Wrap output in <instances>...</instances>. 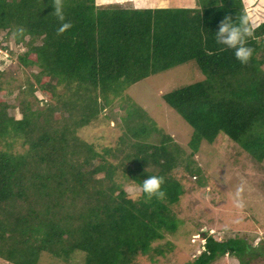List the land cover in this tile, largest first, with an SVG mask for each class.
<instances>
[{
	"label": "trees",
	"instance_id": "16d2710c",
	"mask_svg": "<svg viewBox=\"0 0 264 264\" xmlns=\"http://www.w3.org/2000/svg\"><path fill=\"white\" fill-rule=\"evenodd\" d=\"M244 1L254 2L123 7L116 0H0L3 39L11 35L25 47L18 64L37 69L35 88L28 83V91L47 98L35 109L20 99L21 116L15 118L0 80L1 258L36 264L47 252L67 263L82 252L76 264H133L138 256L153 261L163 248L152 243L178 225L172 206L184 188L173 169L182 165L195 175L190 159L202 140L212 143L223 133L264 168V21L246 38L253 50L246 63L215 40L226 14L237 24L247 14ZM57 3L63 21L54 13ZM63 22L70 27L58 31ZM185 62L203 78L162 98L192 128L188 154L131 102L122 120L132 140L120 136L112 148L80 137L77 129L100 119L98 94L105 106L109 96L124 97L131 84ZM55 105L64 112L55 113ZM16 142L21 149L14 148ZM146 175L162 177V198L142 193L131 198L117 180L139 186ZM204 234L202 251L184 264H208L224 254L241 263L245 255L264 254V233L262 247L237 236Z\"/></svg>",
	"mask_w": 264,
	"mask_h": 264
},
{
	"label": "rangeland",
	"instance_id": "374dc122",
	"mask_svg": "<svg viewBox=\"0 0 264 264\" xmlns=\"http://www.w3.org/2000/svg\"><path fill=\"white\" fill-rule=\"evenodd\" d=\"M109 1L114 2V0ZM116 1L123 7H188L192 3V0H145L146 6H138L136 3L138 0ZM253 1L250 6L245 1L243 5L247 13L253 12L259 17L258 21L254 22L256 26L264 21V4L259 0ZM147 3L153 5H147ZM194 3L196 4V0ZM95 4L100 3L95 0ZM249 21L253 23L251 19ZM3 34L4 31H0L1 95L6 102L12 104L9 105L8 112L15 118H19L21 116L20 99L25 100L35 109L42 108L47 98L40 91L29 93L28 83L33 84L35 88L32 72L37 69L18 64L16 56L25 47L14 44L11 35L3 39ZM262 68L264 70V65ZM201 78H203L201 71L194 67L192 62H185L131 84L124 90V97L109 96L110 102L105 106L102 105L103 99L98 94L100 119L94 124L77 129L78 134L94 142L97 147L116 148L119 137L124 135L132 140L125 132L126 126L122 120L129 110L130 104L127 105V103L131 102L136 108L144 109L161 132L169 134L188 154L190 151L188 141L192 128L164 102L162 94ZM64 93L65 91L58 86L57 94L63 96ZM54 112L63 113L64 110L56 106ZM21 147L19 142L14 143L15 149H21ZM190 160H192L191 165L195 175L185 171L182 165H178L172 172L176 178H179L184 188L178 202L172 206L173 213L178 219L176 230L164 232L162 239L152 243L163 248L162 254L156 255L155 260L149 261L144 256H138L133 264L189 262L202 251L204 233L211 234L216 239L237 236L243 238L252 247H262L264 168L223 133H219L212 143L202 140ZM196 167L199 168L198 171ZM117 180L121 181L128 196L131 198L138 196L132 195L134 192H139L138 185L126 179L122 180L119 176ZM74 254H77L74 261L66 263L47 252H41L36 264H76L75 262L79 261L83 253L75 252ZM242 261L244 264H264V254L251 253L250 257L243 256ZM241 263L232 254H224L208 264ZM0 264L12 263L0 257Z\"/></svg>",
	"mask_w": 264,
	"mask_h": 264
},
{
	"label": "clouds",
	"instance_id": "9594fccd",
	"mask_svg": "<svg viewBox=\"0 0 264 264\" xmlns=\"http://www.w3.org/2000/svg\"><path fill=\"white\" fill-rule=\"evenodd\" d=\"M54 13L58 20H64V13L59 3L54 6ZM249 19H251L253 23H246ZM258 19V16H253L252 12H248L246 15L241 16L240 22L237 24L232 21L230 15L226 14L219 22L217 30H215V40L217 44L226 45L228 48L233 49L235 58L241 63H246L253 51L246 43V38L252 35L253 28L255 27L254 22ZM69 27V23L63 22L57 30L64 31ZM162 183V177L146 175L140 182L139 192H134L132 195L135 197L142 193L148 197L155 196L158 199L162 198L164 196V192L161 189Z\"/></svg>",
	"mask_w": 264,
	"mask_h": 264
},
{
	"label": "crops",
	"instance_id": "0c3cea01",
	"mask_svg": "<svg viewBox=\"0 0 264 264\" xmlns=\"http://www.w3.org/2000/svg\"><path fill=\"white\" fill-rule=\"evenodd\" d=\"M190 2H191V1H190ZM189 5H190V6H188V7L195 6L194 0H192V3L189 4ZM162 7H167V6H162Z\"/></svg>",
	"mask_w": 264,
	"mask_h": 264
}]
</instances>
